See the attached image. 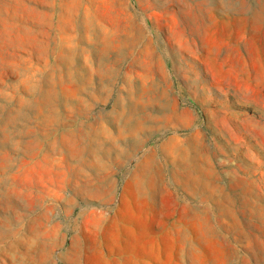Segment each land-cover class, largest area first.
I'll use <instances>...</instances> for the list:
<instances>
[{"label": "rangeland", "instance_id": "rangeland-1", "mask_svg": "<svg viewBox=\"0 0 264 264\" xmlns=\"http://www.w3.org/2000/svg\"><path fill=\"white\" fill-rule=\"evenodd\" d=\"M0 264H264V0H0Z\"/></svg>", "mask_w": 264, "mask_h": 264}]
</instances>
